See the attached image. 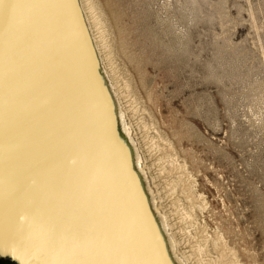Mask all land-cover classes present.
I'll return each instance as SVG.
<instances>
[{"label": "bare ground", "instance_id": "6f19581e", "mask_svg": "<svg viewBox=\"0 0 264 264\" xmlns=\"http://www.w3.org/2000/svg\"><path fill=\"white\" fill-rule=\"evenodd\" d=\"M75 3L81 20L74 0H5L3 5L0 250L12 252L21 264H189L178 250L162 207L165 194L148 170L118 82L102 65L104 49L116 73L105 22L95 1ZM84 28L106 92L96 78ZM13 48L17 51L8 58ZM11 74L18 76L12 93ZM160 160L164 172L181 168L167 156ZM179 189L190 201L181 216L191 221V182L182 177L167 184V194ZM213 244L221 253L218 260L198 264H238L221 238ZM204 253L199 245L196 254Z\"/></svg>", "mask_w": 264, "mask_h": 264}, {"label": "rangeland", "instance_id": "374dc122", "mask_svg": "<svg viewBox=\"0 0 264 264\" xmlns=\"http://www.w3.org/2000/svg\"><path fill=\"white\" fill-rule=\"evenodd\" d=\"M94 1L116 73L104 49L102 65L118 82L148 170L165 194L180 254L189 264L216 261L213 241L221 238L238 264H264V0ZM17 77H9L11 93ZM166 156L181 168L164 172ZM182 177L194 192L191 221L181 216L190 204L181 190L167 194V184ZM0 252V264H10L3 256L13 253Z\"/></svg>", "mask_w": 264, "mask_h": 264}, {"label": "water", "instance_id": "95a60500", "mask_svg": "<svg viewBox=\"0 0 264 264\" xmlns=\"http://www.w3.org/2000/svg\"><path fill=\"white\" fill-rule=\"evenodd\" d=\"M74 6H75V12L77 13V15H78V17H79V19L81 20V18H80V14H79V9L77 8V5H76V3H75V0H74ZM83 26V25H82ZM84 31H82L83 33V37H84V41L87 43L86 45H87V48H88V54H89V56H90V58H91V63H92V61H93V64H94V71H95V75H96V78H97V80H98V82H99V85H100V87H101V90L103 91V92H106V88H105V85H104V83H103V81H102V79H101V77H100V75H99V73H98V62H97V58H96V56H95V52H94V50H93V48H92V45H91V42H90V38H89V36H88V34H87V32H86V30H85V28L83 29ZM113 123V122H112ZM117 133V132H116ZM6 255H8V256H10L12 259H13V261L17 264V262H16V260L10 255V254H6ZM3 256V255H2ZM5 256V255H4Z\"/></svg>", "mask_w": 264, "mask_h": 264}, {"label": "snow or ice", "instance_id": "6c2138e0", "mask_svg": "<svg viewBox=\"0 0 264 264\" xmlns=\"http://www.w3.org/2000/svg\"><path fill=\"white\" fill-rule=\"evenodd\" d=\"M20 0H9V3H18ZM5 3V0H0V15L3 13V5ZM100 264H105V262H100Z\"/></svg>", "mask_w": 264, "mask_h": 264}, {"label": "flooded vegetation", "instance_id": "af4514ba", "mask_svg": "<svg viewBox=\"0 0 264 264\" xmlns=\"http://www.w3.org/2000/svg\"><path fill=\"white\" fill-rule=\"evenodd\" d=\"M3 258H4L3 260H5V262L8 261V262H10V264H16L13 261V259L10 256H8V255L3 256Z\"/></svg>", "mask_w": 264, "mask_h": 264}]
</instances>
